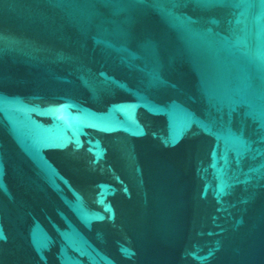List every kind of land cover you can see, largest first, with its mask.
I'll return each mask as SVG.
<instances>
[{
  "label": "water",
  "instance_id": "1",
  "mask_svg": "<svg viewBox=\"0 0 264 264\" xmlns=\"http://www.w3.org/2000/svg\"><path fill=\"white\" fill-rule=\"evenodd\" d=\"M0 264H264V0H0Z\"/></svg>",
  "mask_w": 264,
  "mask_h": 264
}]
</instances>
